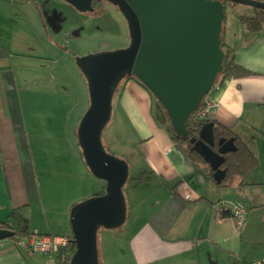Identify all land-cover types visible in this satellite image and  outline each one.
Masks as SVG:
<instances>
[{"label": "crops", "instance_id": "1", "mask_svg": "<svg viewBox=\"0 0 264 264\" xmlns=\"http://www.w3.org/2000/svg\"><path fill=\"white\" fill-rule=\"evenodd\" d=\"M13 3L33 5L41 25L37 35L50 46L62 47L56 37H62L70 21L81 18L63 0H0V25ZM56 4L65 9H53ZM239 5H230L239 8L238 16H254V8ZM28 11L30 22L33 11ZM22 39L24 36L14 41L17 43L0 44V226L9 222L14 208L27 204L33 191L25 129L13 97L9 52L11 44L16 47L25 43ZM225 40L234 47V61L251 74L225 78L212 88L205 97L217 103L210 121L233 131L256 157L257 166L244 181L234 176L217 184L208 174L210 167L192 162L182 146L171 139L167 128L158 124L148 91L135 80L125 79L112 111L114 107L118 123L130 126L134 140L119 141L135 144L142 163L139 175H145L133 186L132 195L124 189L127 218L119 228L125 230L126 247L120 249L119 256L122 260L128 256L127 264H249L264 255V27L251 33L240 22L230 30L225 25ZM20 52L25 56L24 50ZM78 151V163L90 187H85L79 200L70 203L60 221H48L44 226L30 221L32 235H71V207L104 191V181L96 177L99 181H89L91 172L80 147ZM233 202L243 204L247 211L240 228L229 211L218 209L221 203ZM16 239L0 240V264H58L49 255L28 252L15 243ZM97 245L102 264L107 251L98 241Z\"/></svg>", "mask_w": 264, "mask_h": 264}, {"label": "water", "instance_id": "2", "mask_svg": "<svg viewBox=\"0 0 264 264\" xmlns=\"http://www.w3.org/2000/svg\"><path fill=\"white\" fill-rule=\"evenodd\" d=\"M78 12H91L92 1L63 0ZM126 20L130 42L125 48L87 54L75 63L87 83L88 107L77 127L83 159L93 176L104 181L99 195L71 207L69 223L75 251L68 264H99L97 233L124 225L129 177L126 160L110 154L101 136L111 119L112 101L120 82L136 79L163 108L177 137L187 138L186 124L212 90L223 70L221 31L225 2L264 11L260 0H106ZM214 123H204L192 149L213 171L220 184L226 175L224 155L236 151L234 138H220L217 149ZM0 228V240L13 236Z\"/></svg>", "mask_w": 264, "mask_h": 264}, {"label": "rangeland", "instance_id": "3", "mask_svg": "<svg viewBox=\"0 0 264 264\" xmlns=\"http://www.w3.org/2000/svg\"><path fill=\"white\" fill-rule=\"evenodd\" d=\"M59 5H54L53 9H65ZM235 5L241 7L239 4ZM11 6V9L5 11L0 25V44L17 43L14 41L22 36L25 39H22L25 41L21 43L22 46L19 44L15 47L11 44L9 49L15 90L13 97L19 105L33 170V191L27 201V214L32 225L44 226L48 221H60L70 203L79 200L85 187H90V182H85L81 164L78 163L79 145L76 134L80 119L88 107L89 97L86 80L77 67L75 58L125 48L129 45L130 37L122 14L118 9L105 4L92 12H77L81 18L70 21L60 37L63 42L58 37L55 39L63 46H50L44 38L41 40L37 35L41 25L33 5L30 7L13 3ZM238 9L230 4L225 8L224 23L229 30L239 24ZM27 11L31 13L30 22ZM20 50L25 51V56L21 55L24 53ZM123 83L124 80L114 94L113 106ZM151 97L154 115L164 122L161 107L152 95ZM121 138H133L132 131L127 123H118L113 107L112 117L102 132L101 140L110 154L126 160L129 177L124 189L130 196L133 194V186L138 184L135 179L140 176L138 168L142 163L135 144L119 141ZM94 177L90 174L89 181H99ZM135 214L133 211L132 217L135 218ZM132 222L133 220L130 221ZM125 239L124 228L101 229L97 233L98 244L107 251L102 264L128 263V256L123 257V260L119 256L120 249L126 247Z\"/></svg>", "mask_w": 264, "mask_h": 264}, {"label": "trees", "instance_id": "4", "mask_svg": "<svg viewBox=\"0 0 264 264\" xmlns=\"http://www.w3.org/2000/svg\"><path fill=\"white\" fill-rule=\"evenodd\" d=\"M235 5L236 3L233 2H225V4ZM255 14L252 17H247L240 15L238 17V20L240 23H242L246 30L248 32H258L264 27V11L254 8ZM225 22V18H224ZM223 22L222 31H221V49L224 52V59H223V70L220 74H218L216 81L214 83L215 87L221 80L228 78V77H234V78H240L249 76L251 74L250 71L243 68L242 66L238 65L234 61V47L227 44L225 40V23ZM134 79V78H132ZM139 85L143 87L141 83H139L136 79H134ZM145 90H147L145 87H143ZM158 103V102H157ZM160 106V105H159ZM161 107V106H160ZM163 111V119L164 122L156 119L158 124L163 125L167 128V131L170 134L171 139L182 146L184 149V152L188 156V158L194 162L195 164H201L205 165V162L203 159L192 149V145L189 143V140L191 138H197L198 132L202 125H197L195 128H191L189 124V120L186 124V129L188 131V137L183 139L176 136V133L173 131L171 123L169 119L166 116L165 111L161 107ZM211 122V121H210ZM165 124V125H164ZM77 134V133H76ZM213 135L215 139V146L214 150L217 149V141L220 138H234V144L236 146L235 152H230L224 155L225 162L221 166L222 169L226 170V175L224 179L221 182V185L225 183L226 181L230 180L234 176L241 177L242 181H244L249 174L252 172V170L257 166V159L256 157L248 150V148L234 135L233 131L229 129H225L221 127L220 125L214 124L213 126ZM208 174L212 177L213 172L208 169ZM144 173H142L138 178L135 180L140 183L144 180ZM103 193V192H102ZM101 193H95L94 195H99ZM27 204L22 205L21 207L14 208L11 213L9 214V222L3 223L2 228H6L11 230L14 234L11 239H16L20 237H29L33 233L30 230V224H29V217L27 214ZM71 240L67 247L61 248L58 252L54 253L52 256H49L52 258L55 262L58 264H68L70 261L71 256L73 255L75 251V245L73 241L72 235H70Z\"/></svg>", "mask_w": 264, "mask_h": 264}, {"label": "built area", "instance_id": "5", "mask_svg": "<svg viewBox=\"0 0 264 264\" xmlns=\"http://www.w3.org/2000/svg\"><path fill=\"white\" fill-rule=\"evenodd\" d=\"M217 107V103L206 100L201 102L198 109L193 112L189 118L190 127L193 129L197 125H203L210 121L212 111ZM221 211L227 210L231 216L236 220L237 227L240 228L246 217V208L239 202L221 203L218 205ZM71 240L70 235H31L30 237L17 238L15 243L28 250V252H41L43 254L52 256L61 248L69 245ZM249 264H264V256Z\"/></svg>", "mask_w": 264, "mask_h": 264}, {"label": "flooded vegetation", "instance_id": "6", "mask_svg": "<svg viewBox=\"0 0 264 264\" xmlns=\"http://www.w3.org/2000/svg\"><path fill=\"white\" fill-rule=\"evenodd\" d=\"M110 5V6H112V7H114L115 9H117V7H115V6H113L111 3H109L108 1H106V0H101V1H92V8H93V10L94 9H97L98 8V6H101V7H103L104 5ZM92 10V11H93ZM91 11V12H92ZM126 79H132V77H128V78H126ZM125 80V79H124ZM134 80V79H133Z\"/></svg>", "mask_w": 264, "mask_h": 264}]
</instances>
